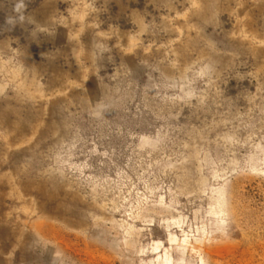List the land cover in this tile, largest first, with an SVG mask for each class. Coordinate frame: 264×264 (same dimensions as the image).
I'll list each match as a JSON object with an SVG mask.
<instances>
[{"label":"rangeland","instance_id":"rangeland-1","mask_svg":"<svg viewBox=\"0 0 264 264\" xmlns=\"http://www.w3.org/2000/svg\"><path fill=\"white\" fill-rule=\"evenodd\" d=\"M258 33L264 0H0V264H142L173 216L264 264Z\"/></svg>","mask_w":264,"mask_h":264},{"label":"bare ground","instance_id":"bare-ground-1","mask_svg":"<svg viewBox=\"0 0 264 264\" xmlns=\"http://www.w3.org/2000/svg\"><path fill=\"white\" fill-rule=\"evenodd\" d=\"M253 23H246L245 22V28L242 29V33L244 35L248 34V32H256L255 30H253L252 28L250 29L249 27H253ZM247 27V28H246ZM82 28V26H80L79 30ZM256 30L257 28L254 27ZM259 32V31H258ZM260 33V32H259ZM258 33V34H259ZM254 38L258 39L262 45H264V38L261 37V35H255ZM12 69V68H11ZM12 72L16 75L18 74V70L16 68L12 69ZM25 84V83H23ZM36 83H32L30 86H27L26 89L29 91V93H33L35 94L36 92H34L36 90H39V85L35 86ZM37 85V84H36ZM34 88V89H33ZM42 93L43 91L40 90ZM222 188V186H220V189ZM219 189V190H220ZM221 191V190H220ZM147 198V197H146ZM70 200H76L75 196L68 198ZM218 204L216 206H214L213 208V216H212V222H211V226L210 231L208 233V237L209 239H211L213 236H220L221 234H224L223 231V227H224V220H223V214L225 212V210L223 211V200H222V196H220L219 198H217L216 200ZM139 204L134 205L135 207H137ZM103 207V208H102ZM219 207V209H217ZM112 211H116L117 210V206L112 205L111 207ZM101 209H107L104 208V206H101ZM139 209V208H138ZM104 210V211H105ZM108 210V211H111ZM107 211V210H106ZM222 212V213H221ZM112 214V213H109ZM184 219L182 218V216H173L170 218H167L164 221V229L167 232V239L166 240H162V239H157L154 240L153 244L150 246H145L143 249L140 250L141 255H142V264H208L204 258H202L200 261L196 260L192 257L187 256V248H188V244L190 243V237L188 235V233H184L183 236H179L173 229V226L176 227H180L184 225ZM43 230H50V231H55L57 229V225L48 221H43L42 224H39ZM39 227V228H41ZM8 229L7 227L4 226V230ZM56 228V229H55ZM183 230H185L183 228ZM214 238V237H213ZM197 239L199 240L200 237H197ZM206 240V242L204 243V245L209 249L210 248V240ZM201 240V239H200ZM145 256H148L145 257ZM147 259H145V258ZM149 257L151 259H149Z\"/></svg>","mask_w":264,"mask_h":264}]
</instances>
